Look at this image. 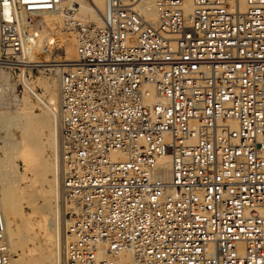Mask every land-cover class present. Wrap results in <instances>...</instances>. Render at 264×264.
Masks as SVG:
<instances>
[{"label": "built area", "instance_id": "1", "mask_svg": "<svg viewBox=\"0 0 264 264\" xmlns=\"http://www.w3.org/2000/svg\"><path fill=\"white\" fill-rule=\"evenodd\" d=\"M104 0L65 12L57 264H264V0ZM62 0H0V71L43 102L27 22ZM48 73V71H45ZM115 154H119L115 157ZM170 158L169 176L161 163ZM0 205V264H10Z\"/></svg>", "mask_w": 264, "mask_h": 264}, {"label": "bare ground", "instance_id": "2", "mask_svg": "<svg viewBox=\"0 0 264 264\" xmlns=\"http://www.w3.org/2000/svg\"><path fill=\"white\" fill-rule=\"evenodd\" d=\"M100 1L62 0L61 8L58 11H45L39 15L31 16L26 23L35 30V27L39 26L35 20L36 17L43 16L46 18L45 16L48 14L54 16L55 13L62 9L60 16L63 19V15L68 9L76 11L81 9L83 12H91L92 6L99 4ZM185 9L188 13L191 11V0H186ZM96 10L99 18L94 21L100 23L104 7L103 9L96 8ZM146 14L150 20H157L154 0L150 1V7ZM84 21L94 22L90 20ZM62 22L64 23V21ZM64 37L65 43L59 46L66 62L57 58L55 61H38L37 52L43 44L41 45L42 41L39 42L38 39L36 41L34 60L39 65L49 66V68H42V74L48 71L57 81L56 91H54L52 82L48 79H42V83L47 90L46 94L44 93L45 95H41L43 102L34 99L28 93L14 94L13 90H15L16 83L13 79L8 80L9 75V79L12 78L11 73L5 69L0 71V75L6 80L4 84L5 81L2 79L3 84L6 86L5 89L3 84H0L4 89H1L3 90L2 96L6 97V94H8L7 97L11 96V101L14 104L11 105V109L10 106H5L6 104L9 105V103L8 101L6 104L3 103L5 100L1 99L0 95V131L4 128L7 129L5 135L0 137L2 138V140L0 139V205L6 221L5 248L10 264H30L27 261V252L30 254L36 253L34 259L38 264H57L58 251L63 242L62 234L65 231L67 219L58 204L61 194V182L54 162V148L58 131L56 118H54L52 110L57 108L59 102V69L52 67L57 64H50V62H64L59 65H68L71 61L76 60L77 41L75 33H66ZM49 46L50 44L48 48L43 47L42 52L47 53ZM4 72L9 75L7 76ZM7 80L11 81L10 84H7ZM6 84L9 85V89H7L8 86ZM36 86L38 87L37 82ZM16 91L18 92L17 88ZM29 96L33 101H36V104L28 99ZM7 97L4 99H7ZM36 105L41 108L39 113L34 110ZM118 156L119 154H115V157ZM20 162L23 164V169L20 166ZM161 163L166 167L164 174L169 176V156H165ZM35 180L41 184L40 203L30 199L35 193L34 191L31 194L30 191L32 184H35ZM23 183L27 184L23 187ZM26 206L32 207L33 213L31 212L30 216L24 214ZM38 211L37 219L32 220V215L38 213ZM38 226L43 229V234L40 238L35 236V233L38 235L36 232ZM21 249L22 252H20ZM119 264H132V253L124 251L119 259Z\"/></svg>", "mask_w": 264, "mask_h": 264}, {"label": "rangeland", "instance_id": "3", "mask_svg": "<svg viewBox=\"0 0 264 264\" xmlns=\"http://www.w3.org/2000/svg\"><path fill=\"white\" fill-rule=\"evenodd\" d=\"M75 7H78V6H75ZM103 7H104V0H101L99 2V4H95L94 7L92 6L93 9H92L91 12H83L81 9H78L77 10V17H79L80 19H83V20L94 21V20L99 18L98 15H97L98 13H96L97 12L96 8L97 9H103ZM61 10L58 12L59 14L55 13L54 16L52 14H48V15L45 16L46 18H44L43 16H42L43 18L42 17H36L35 18L36 22H38L37 25H39L38 27L37 26L35 27V30L38 33V41L39 42L42 41L41 45L43 44L42 47L39 48L41 52L39 51V49H38V52H37L38 61H50V60H54L55 61L56 58L59 59V60L65 61L64 54H63L62 49L60 48L59 45H62V44L65 43V37L64 36H65L66 33H69L70 31L67 30V26H66V23H65V20H64L65 19V13L63 15V17H64L63 19H62V16H60V13L62 12ZM94 11H95V13H94ZM51 15H52V17H51ZM96 15H97V17H96ZM55 16H56V18H55ZM93 16H95V17H93ZM62 21H64V23ZM48 43L50 44L49 51L47 53L46 52H42L43 51V47L44 48H46V47L48 48V45H49ZM44 50H46V49H44ZM53 55H54V57H53ZM4 73H3V75H4ZM5 74L7 76L9 75V74H7V72ZM36 76H38L37 77L38 78L37 79V85H38L39 88L42 89L41 90V95L44 94V93L46 94V92H47L45 85L42 83V79H45V80L48 79L50 82H52L53 89H54V91H56L57 81L49 73L42 74V73H39V71H37L36 72ZM2 77L3 76L0 75V84H3L2 79L5 81L4 82V84H5L6 80H5L4 77L3 78ZM9 78H10V75L8 76V80H12V78L11 79H9ZM10 82L11 81H8L7 84H10ZM4 84H3V86H4V89H5L6 86ZM3 86H0L1 99L5 100L3 102L5 104L8 101L9 105L6 104L5 106H10V109H11L12 108L11 105H14L13 101H11V96L7 97L8 94H6L7 99H4L6 97L2 96V91L4 90ZM7 86H8L7 89H9V85H7ZM1 89H3V90H1ZM13 91H14V94H16V93L18 94V92L16 91V85H15V90H13ZM3 95H4V93H3ZM28 99H30L32 102H34V104H36V101H33L30 96L28 97ZM10 102H11V104H10ZM3 103H1V104H3ZM56 105H57V98H56ZM34 110H35L36 113H39L41 111V108L38 105H36ZM6 132H7V129H5V128L2 131H0V137L4 136ZM0 139L2 140V138H0ZM20 166L23 169L22 162H20ZM26 184L27 183H23L22 186L24 187ZM34 187L36 188V190H35ZM40 189H41V184L38 181L35 180V184H32V186L30 188L31 194H33L34 191H35V193H34V195L31 196L30 199L36 201L37 203L41 202V190ZM31 208L32 207H30V206H26L24 214L27 215V216H30V214L33 213L32 212L33 210ZM38 214H39V211H38V213L32 215V220H36ZM36 232L38 234V235H36V233H35L36 238L42 237L43 229L41 227L38 226L36 228ZM20 252H22V249L20 250ZM35 255H36V253L35 254L34 253L30 254V253L27 252V261L30 264H38V263L35 262V259H34Z\"/></svg>", "mask_w": 264, "mask_h": 264}]
</instances>
